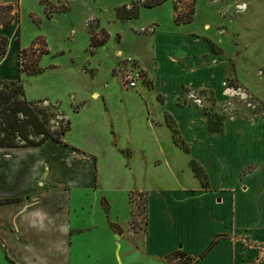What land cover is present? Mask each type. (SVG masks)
I'll use <instances>...</instances> for the list:
<instances>
[{"label": "crops", "instance_id": "obj_1", "mask_svg": "<svg viewBox=\"0 0 264 264\" xmlns=\"http://www.w3.org/2000/svg\"><path fill=\"white\" fill-rule=\"evenodd\" d=\"M68 1L46 3L69 6ZM174 1L141 7L168 10V21L151 19V34L141 35L132 27L140 37L139 54L129 56L150 75V87L138 82L135 88L123 89L110 77L106 85L97 83L88 90L71 87L66 94L72 101L68 116L76 123H88L87 100L101 105L105 124L101 134L121 155L124 179L106 176L99 155L68 138L74 123L61 141L0 147V264H264L260 131L252 144L243 139L232 145L224 135L208 132L197 106L177 102L183 87L217 90L226 72L225 62L209 49L217 36L238 41L253 31V41L241 45L262 44L264 0H223L220 7L213 5L218 0H208L209 12L220 19L207 18L201 28L192 26L196 0L191 20L179 23L174 21ZM6 2L11 3L0 0ZM19 2L22 6L23 0ZM15 13L0 34L6 36L12 27L15 32L19 23ZM233 23L237 25L232 27ZM16 38L7 37L0 80L22 76ZM82 74L89 76L84 70ZM115 82L121 88L118 101L111 96ZM54 99L49 100L61 104ZM166 115L177 124L187 150L174 141ZM163 129L166 146L159 135ZM79 131L89 134L86 126ZM125 135L140 144H118ZM249 161L255 164L244 172ZM194 162L206 175V188L194 176L190 167ZM128 175L138 179L135 185ZM131 192L145 198L144 231L130 229ZM117 227L119 232L113 229Z\"/></svg>", "mask_w": 264, "mask_h": 264}, {"label": "rangeland", "instance_id": "obj_2", "mask_svg": "<svg viewBox=\"0 0 264 264\" xmlns=\"http://www.w3.org/2000/svg\"><path fill=\"white\" fill-rule=\"evenodd\" d=\"M149 1L152 0H69V8L66 4L52 5L46 3V0H38L44 5L42 8L36 0H23L22 6L19 2V12L15 13L19 22L15 32L12 27L6 35L11 38L13 35L15 38L18 37L19 44L23 47L21 49H24L18 52V69L22 74L19 78L23 84L25 100L31 103L37 116L45 121L52 133H57L60 128L66 126V119H70V127L73 123L77 124L76 128L68 134V138L98 154L104 171L107 172L106 176L115 178V180L124 179L127 175L121 155L113 152V144L109 137L101 134L105 133L103 130L105 124L100 117L101 105L87 100L85 115L88 117V123L83 124L82 122L81 124L79 121L76 123L73 121L74 118L71 119L68 116V107L72 101L71 97L66 94L71 87L88 90L96 87L97 83L106 85L110 77L115 78L123 89H130L123 84L122 79L123 72L129 68L138 70L140 77L137 84L142 82L147 87L152 85L150 75L139 66L136 58L129 56L139 54L138 40L140 37L136 35L132 27L138 29L139 31L136 32L141 35H149L153 28V25H149L152 18L157 17L164 21L167 18L168 21V10L158 12L159 8H141L142 4ZM9 2L14 3L15 0H9ZM222 2L223 0H218L213 5L220 7ZM123 3L131 11L139 8V15L136 19H130L129 22V20L116 18L115 9L121 5L113 6ZM208 3V0H196V15H194L192 26L201 28L203 20L207 18L213 21L220 19L211 11L209 12ZM173 6L175 7L173 16L177 17L179 22L192 17L194 0H175ZM233 12L234 9L228 13L225 17L226 21L231 18ZM230 25L234 27L237 23ZM252 32L248 31V35L245 34L244 38L238 41H227L219 35L215 43H209L210 51L217 55L216 59L224 61L226 65V72L221 83L217 90L208 86L183 87L177 102L197 106L208 132L224 135L228 138V143L232 145L243 139L246 144L253 143V140H256L252 138L253 135L260 131L259 144L264 150V60L259 61V58H264V39H262V44H256V46L241 45V42L253 41L254 32ZM93 36L98 42L101 40L105 42L91 47L90 42ZM13 40L14 38L11 39L12 42ZM42 51H47V53L42 54ZM50 64L56 67L49 66ZM79 66L89 76L98 77L97 80L92 81L91 77L82 74L83 70L77 69ZM67 67H74L76 72H69ZM40 68L43 70L41 73L30 76L26 74L27 71L40 70ZM118 84L115 82L111 90L113 101H118L117 95L121 93ZM26 95L29 98L43 96L47 98L31 100ZM54 98H59L61 104L57 100L50 101L55 100ZM78 107L77 104L72 108L76 110ZM60 111L66 119L62 117ZM165 124L170 129L176 144L187 150V145L181 140L175 121L166 115ZM85 126L89 134L82 135L79 128ZM159 135L166 146L165 130H160ZM12 138L20 144L25 143L17 135ZM30 138L37 140L40 134H32ZM135 141V138L131 140L128 135H125L117 143L135 147L140 144ZM164 149L167 153V148L164 147ZM254 164L249 161L243 171L250 170ZM190 167H192L194 176L206 188V175L202 169L196 166L195 162L191 163ZM131 180V185H135L138 179L134 177ZM129 198L132 205L130 229L134 232L144 231L145 198L142 193L137 192H131ZM113 229L119 232L118 227Z\"/></svg>", "mask_w": 264, "mask_h": 264}, {"label": "trees", "instance_id": "obj_3", "mask_svg": "<svg viewBox=\"0 0 264 264\" xmlns=\"http://www.w3.org/2000/svg\"><path fill=\"white\" fill-rule=\"evenodd\" d=\"M164 1L152 0L145 2L142 6L152 7ZM14 11L19 12V0H15L14 3L6 2L0 4V28L11 24L14 19ZM192 14L193 11L191 12ZM138 15L139 8L131 11L126 5H121L115 9V16L120 20L136 19ZM190 20L191 17L183 22H189ZM174 21L179 23L177 17L174 18ZM15 42L18 45V52L20 53L24 49L20 48L18 38H16ZM104 42L105 40L98 42L95 36H93L90 46L95 47ZM6 44L7 37L0 34V56L5 54ZM41 53L44 54L47 51H42ZM40 71L41 68L40 70L27 71L26 74L30 76ZM30 104L25 100L23 84L19 77L12 80L0 81V147L38 146L47 139L61 141L62 135L69 129V121L67 120V125L60 128L57 133H52L45 121L37 116L36 110ZM32 134H40V138L34 140L30 138ZM14 135L19 136L25 143H18L12 138Z\"/></svg>", "mask_w": 264, "mask_h": 264}, {"label": "built area", "instance_id": "obj_4", "mask_svg": "<svg viewBox=\"0 0 264 264\" xmlns=\"http://www.w3.org/2000/svg\"><path fill=\"white\" fill-rule=\"evenodd\" d=\"M139 77L140 74L137 69L135 70L133 68L126 69L122 75L123 84H125L129 88H135Z\"/></svg>", "mask_w": 264, "mask_h": 264}]
</instances>
